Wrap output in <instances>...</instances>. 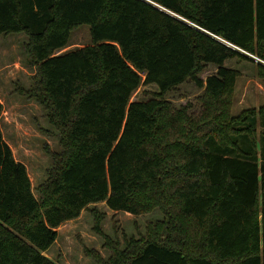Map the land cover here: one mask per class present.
I'll return each instance as SVG.
<instances>
[{
	"label": "trees",
	"instance_id": "16d2710c",
	"mask_svg": "<svg viewBox=\"0 0 264 264\" xmlns=\"http://www.w3.org/2000/svg\"><path fill=\"white\" fill-rule=\"evenodd\" d=\"M84 25L90 44L58 54ZM12 34L28 37L38 76L23 94L48 110L62 152L37 199L0 126V264H58L45 255L57 229L100 202L164 215L123 247L93 209L112 252L88 251L100 264H264V105L233 115L241 74L225 66L255 56L264 78V0H0ZM188 80L205 88L199 114L164 99ZM143 84L160 91L133 102Z\"/></svg>",
	"mask_w": 264,
	"mask_h": 264
},
{
	"label": "rangeland",
	"instance_id": "374dc122",
	"mask_svg": "<svg viewBox=\"0 0 264 264\" xmlns=\"http://www.w3.org/2000/svg\"><path fill=\"white\" fill-rule=\"evenodd\" d=\"M89 31L88 25L74 31L70 46L58 54L89 45ZM27 42L28 37L25 34L0 37V100L3 105L0 126L4 140L12 149L16 160L26 166L34 195L40 199V186L47 182L48 173L54 165L53 155L62 152V145L61 133L51 123L45 106L36 98L23 94V91L35 88L38 76V68L32 64L25 48ZM247 56L254 62L235 58L225 64L227 68L241 74L233 99V115L264 105V78L258 76L256 66L260 60L255 56ZM217 71V66L208 65L200 77L206 81ZM159 91L157 85L143 84L133 95L132 101H148ZM204 93L205 88H200L194 81L188 80L168 92L164 99L178 109L190 105L189 113L199 114L203 110L201 98ZM93 209L104 214L101 222L104 233L112 240L119 241L123 247L126 238L145 235L149 222L164 219L159 208L135 216L123 211H113L106 202L91 204L78 218L63 223L57 229L58 238L45 255L58 264H100L88 251H95L108 260L112 252L104 246L105 238L94 229Z\"/></svg>",
	"mask_w": 264,
	"mask_h": 264
},
{
	"label": "crops",
	"instance_id": "0c3cea01",
	"mask_svg": "<svg viewBox=\"0 0 264 264\" xmlns=\"http://www.w3.org/2000/svg\"><path fill=\"white\" fill-rule=\"evenodd\" d=\"M12 35H15V34H12ZM1 36H6V35H1ZM1 36H0V37H1Z\"/></svg>",
	"mask_w": 264,
	"mask_h": 264
}]
</instances>
